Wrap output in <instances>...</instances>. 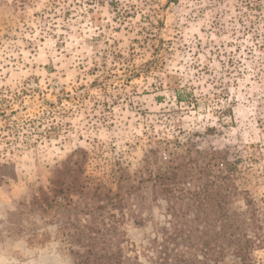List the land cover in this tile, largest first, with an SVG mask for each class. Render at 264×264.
Here are the masks:
<instances>
[{
	"label": "rangeland",
	"instance_id": "obj_1",
	"mask_svg": "<svg viewBox=\"0 0 264 264\" xmlns=\"http://www.w3.org/2000/svg\"><path fill=\"white\" fill-rule=\"evenodd\" d=\"M226 174L264 217V0H0V264H264Z\"/></svg>",
	"mask_w": 264,
	"mask_h": 264
},
{
	"label": "trees",
	"instance_id": "obj_2",
	"mask_svg": "<svg viewBox=\"0 0 264 264\" xmlns=\"http://www.w3.org/2000/svg\"><path fill=\"white\" fill-rule=\"evenodd\" d=\"M176 96L178 99H181L178 92ZM226 169L231 171L232 169L234 170L235 167L233 164L228 163L226 164ZM231 175L232 174H226L223 177H215L211 181H205V183L198 188V191L188 193V199L193 205L202 211H219L220 216H218L217 219L213 221V223H218L220 225L219 230L221 231L222 236L225 237L226 235L229 239L230 245L234 247L233 253L236 257H239L241 262H244L246 260L247 252L250 246L264 243V226L262 225L264 217L260 216L262 213H259L256 210V206H254L253 202L249 200L247 193L234 192L232 191V188H228L233 184ZM156 178L158 181H164L166 176L163 174L161 176H156ZM161 185L167 186L166 188L162 189V192L170 194L171 197H173L172 194L174 192V188L169 187L170 185L168 184ZM222 189H224V192ZM240 193L243 195L246 207L244 210H241L238 215H235L237 213L227 211L226 208L230 204L229 201L231 197L240 195ZM218 235L219 232L216 234V236ZM94 258L103 260L105 259V256L96 254ZM83 263V260H78L77 262V264ZM184 264L186 263L184 262Z\"/></svg>",
	"mask_w": 264,
	"mask_h": 264
}]
</instances>
